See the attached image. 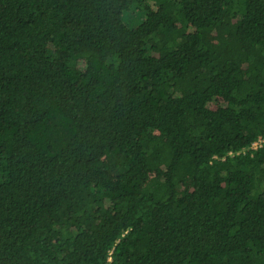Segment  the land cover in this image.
Segmentation results:
<instances>
[{"label": "trees", "instance_id": "trees-1", "mask_svg": "<svg viewBox=\"0 0 264 264\" xmlns=\"http://www.w3.org/2000/svg\"><path fill=\"white\" fill-rule=\"evenodd\" d=\"M259 137L264 0H0V264H264Z\"/></svg>", "mask_w": 264, "mask_h": 264}, {"label": "rangeland", "instance_id": "rangeland-1", "mask_svg": "<svg viewBox=\"0 0 264 264\" xmlns=\"http://www.w3.org/2000/svg\"><path fill=\"white\" fill-rule=\"evenodd\" d=\"M144 17L145 13L138 9H133L132 11L125 14L126 22L131 26L138 25L144 19Z\"/></svg>", "mask_w": 264, "mask_h": 264}, {"label": "built area", "instance_id": "built-area-1", "mask_svg": "<svg viewBox=\"0 0 264 264\" xmlns=\"http://www.w3.org/2000/svg\"><path fill=\"white\" fill-rule=\"evenodd\" d=\"M264 144V137H259L256 141H254L252 143V145L250 146V149H257L260 146H262ZM232 154V152H231ZM112 258H109V261L111 262Z\"/></svg>", "mask_w": 264, "mask_h": 264}]
</instances>
